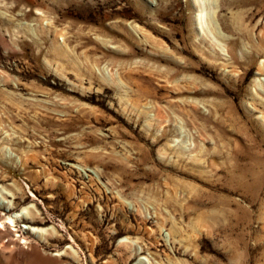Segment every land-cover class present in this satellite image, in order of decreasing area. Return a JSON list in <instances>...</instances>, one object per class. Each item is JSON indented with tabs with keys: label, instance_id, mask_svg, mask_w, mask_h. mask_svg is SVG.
<instances>
[{
	"label": "rangeland",
	"instance_id": "374dc122",
	"mask_svg": "<svg viewBox=\"0 0 264 264\" xmlns=\"http://www.w3.org/2000/svg\"><path fill=\"white\" fill-rule=\"evenodd\" d=\"M263 65L264 0H0V264H264Z\"/></svg>",
	"mask_w": 264,
	"mask_h": 264
},
{
	"label": "bare ground",
	"instance_id": "6f19581e",
	"mask_svg": "<svg viewBox=\"0 0 264 264\" xmlns=\"http://www.w3.org/2000/svg\"><path fill=\"white\" fill-rule=\"evenodd\" d=\"M260 70L262 71V72H264V65L263 66H261V68H260ZM3 197V193H2V191H0V198H2ZM20 214V213H19ZM23 217V216H22ZM27 217V216H26ZM2 218H5V217H1V215H0V220H2ZM7 220H5V223L7 224H13V225H15L17 222H18V220L20 219V216H17L16 214L15 215H9V216H7V218H6ZM3 225V224H2ZM3 226H5V225H3ZM39 236H41V235H43V233H42V231L41 230H39V231H37L36 232Z\"/></svg>",
	"mask_w": 264,
	"mask_h": 264
}]
</instances>
